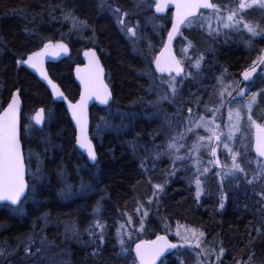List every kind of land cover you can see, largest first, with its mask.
Here are the masks:
<instances>
[{
  "label": "trees",
  "instance_id": "obj_1",
  "mask_svg": "<svg viewBox=\"0 0 264 264\" xmlns=\"http://www.w3.org/2000/svg\"><path fill=\"white\" fill-rule=\"evenodd\" d=\"M135 1L137 0H0V111L9 101L12 91L18 88L23 103L21 136L24 155L26 160H31L27 179L30 183L33 180L31 172L36 170L37 156L44 174V181L37 189L39 194L35 198L36 202H26L23 205V215L13 214L6 204L0 205V247L5 248L8 253L0 257V264H19L16 260L27 264H117L109 254L110 233L104 239L107 241L103 248L93 255L94 251L86 249L84 252L70 243L65 244L60 226L71 227L74 220L84 224L90 205L96 197L101 201L100 213L113 215L121 209L143 183L146 184L145 169L149 164L152 165L150 152L158 146L161 139V118L153 116L152 112L149 114L150 108L145 103V90L148 87L146 73H149L147 65L151 55L160 46L157 32L152 30L150 24L147 26L141 22L138 28L140 43L134 46L119 29L113 13L107 9L113 6L131 11ZM215 1L217 0H213V3ZM68 9L79 19L87 21L88 28L79 30L77 36L70 31L71 21L63 19V13ZM146 12L149 13V10ZM201 14H209V10H202ZM164 16L168 25L170 12ZM202 23L198 19L192 27L183 25L181 33L192 42V52L196 51L202 57L205 80L214 78L219 71L238 76L240 71L250 65L247 59L250 54L254 56L257 53L262 40L254 39L244 43L239 40V36H232L233 32H237L234 30L228 31L229 34L222 38L202 30ZM48 39H63L70 49L67 57L47 66L49 76L69 100H75L79 93L73 77V66L81 62V51L84 48L94 47L113 94L108 107L118 113L136 114L131 121L125 120L126 127L108 129L98 138L96 126L106 108L95 105L90 108L89 135L98 153L95 165H90L78 151L75 132L64 103L56 100L33 72L16 63L40 49ZM149 41L151 47L148 51L149 44L145 46L144 43ZM178 42L177 37L174 41L176 53ZM149 74L155 75L152 67ZM204 93L205 90L199 86L188 85L183 99L189 104L184 105L190 106L191 100L201 98ZM191 94L193 98L190 100ZM38 107H43L49 114L43 126L37 128L42 131L25 132V125L31 123L29 115ZM119 124L120 121L115 122V125ZM133 145L136 146V151H133ZM238 147V153L243 154L239 161L246 169L247 179H252L253 165L246 163V160L256 156L250 145L247 151L242 148L241 143ZM145 157L146 165L141 167L140 161ZM80 174L84 183L90 184L98 195L62 202L59 192L65 181L77 184ZM150 175L151 179L158 177L156 171ZM214 181L211 175L208 185L212 187ZM225 187L227 200L221 211L212 206L209 214L199 212L197 218L206 225L209 234L212 235L213 232L223 236L229 247H236L245 254L254 251L253 258L264 260V203L255 194L264 190V180L258 178L248 184L243 173L234 184ZM180 192L173 197V203H181L178 211L193 217L195 212L191 211L188 204L190 196L180 195ZM149 221L153 222L152 219ZM155 231L158 232L156 229ZM153 235L152 232L143 239ZM30 236L35 241L32 252L36 253L37 248L41 251L25 258L21 241H26ZM42 239L45 241L43 245L40 243ZM98 241L100 243L99 237ZM249 257L251 256H245L248 260ZM124 259L123 264L134 261L131 251H128Z\"/></svg>",
  "mask_w": 264,
  "mask_h": 264
},
{
  "label": "rangeland",
  "instance_id": "obj_2",
  "mask_svg": "<svg viewBox=\"0 0 264 264\" xmlns=\"http://www.w3.org/2000/svg\"><path fill=\"white\" fill-rule=\"evenodd\" d=\"M140 0L136 1V6H139L142 10H151V8L154 5L153 0ZM238 0H217L215 1V4L218 6H224L221 8L220 12H213L212 10L209 11V14H201L200 20L203 21L202 24H200V28L202 30H205L206 32L213 33L214 35L220 36L223 38V36L228 35V31L234 30L237 32H233L232 36H239V40L242 42L251 41L254 39L263 40L262 44L263 47L260 46V50L254 55L251 56V54L248 57V63L250 65L252 64L253 60H256L259 55L264 51V34H260L257 36H251V34L247 33L246 30L243 29V26L241 25L239 29L236 28H225L224 24L228 23L227 21V15H228V7L227 6H234ZM119 8L121 11L119 14H116L114 12V9ZM109 11L113 13V16L116 20V23L118 24L119 28L123 32V34L128 38V40L134 45L137 46L140 43V34L137 30L136 36L132 37L130 34H128L125 30L122 29L119 19L122 17L126 22L128 27H134L139 28L140 26V19L134 18V14L130 11H125L120 7H110L107 8ZM255 12V13H254ZM258 13V14H257ZM127 14V15H125ZM257 14V15H256ZM165 17V16H163ZM163 17L154 16L151 14L147 15L145 17L146 22L148 24H151L152 30L157 32L158 40L157 42L162 45L163 39L160 35L161 29L164 28V22ZM245 18L248 21L259 23L261 27H264V9H261L258 5L253 6V8L246 10L245 12ZM187 27H190L188 25H185ZM192 27V26H191ZM71 33L75 34L79 32V30L72 28L71 23ZM186 35H183L182 33L178 37V51L176 54H178V59L182 61V67H183V73L181 76H176L175 74H169L167 76H156L152 74H147L148 77V87L145 90L146 91V105L148 104L149 114L152 112L153 116H157L161 118V130L160 135L161 139L160 142L165 146L168 143V140L172 135H177L179 131L184 130L185 124H181V127L177 129L176 125L180 123L177 121L176 117L183 114V117L185 120L189 117L188 109H192L191 118L193 120V124L191 125L194 129L193 132L187 133L182 141L179 143L183 144L184 146L180 148L178 152L173 151V153L170 155L166 152V150H162L164 154L160 156L159 159H156L154 155L152 154L154 150L150 152V156L152 159V165L149 164V168L146 167L145 169V183H143L142 187L139 189V191L135 192V194L132 196V198L127 201L121 209L116 213L118 218L114 220L113 222L101 220L99 219V215H97L93 221V228L96 235L99 237L101 231L103 232L104 239L107 235L113 237V243L117 246L115 256L118 259V261L121 262L124 261L126 255L128 254V251H131V246L134 242L140 240L142 237L148 236L151 232L152 225L156 226V230L158 232H163L175 241V243L178 245L177 248L172 252V255L168 257L167 259H164L160 264H237L238 261H248V259L245 258V256H251L252 261L251 264H264V260H259L257 258H253L254 251H249L248 253H244L241 250H238L236 247H229L226 243V239L223 238L220 234H215L214 236L209 234V232L206 231V225L203 224V222L197 218L198 210L200 206L207 205L208 208L211 209L212 206L216 207L217 211H221L220 203H221V196H224V204L226 202V191L225 186H229L234 184L238 179L239 176H241L243 173H237V177L235 179L228 177L223 178L220 175H217L218 172L221 171L220 168H217V166L214 163H209L210 160H214V157L210 155L211 153V147H217V153L218 158L221 161V164H227L231 165V156L228 153V150L224 148V143H228L229 146L233 149V151L238 152L239 150V143H241L242 148L245 150L248 148V146H251V134L252 130L255 128L251 125V123L247 120L248 116V109L243 108L242 110V119L239 124V129L235 131V134L233 136L232 140H228V131L230 127L229 123V116L228 111L229 107H231L233 110L238 109L240 106L246 104L252 97V95L255 93L257 94L256 102L252 105V115L253 119L256 120L259 124H264V95H259V93L264 90V66H261V68L255 73V75L252 77L250 81L247 83H243L240 79V77L236 75H232L230 73H225L224 71H219L215 73V77L208 78V80H205V73L203 71L202 67V59L200 61V68L195 69L192 68L191 65L195 63L196 57H201L200 54L196 51L191 50L192 42L188 40V37L186 39ZM246 38V39H245ZM244 40V41H243ZM135 41V43H134ZM154 43V42H153ZM145 46L149 44V42L144 43ZM189 45H191L189 47ZM148 46V45H147ZM160 48V46H159ZM176 48V47H175ZM150 47L147 48L149 51ZM186 49V51H185ZM146 50V49H144ZM156 54V53H155ZM155 54L151 55V60L154 59ZM248 64L247 67L250 66ZM152 67V64H151ZM245 67L244 69H246ZM191 73V75H188ZM172 77H175L177 81H182L177 86V94L175 98H172V94L170 89H168V86L166 83L162 82V79L164 81L172 79ZM162 78V79H161ZM154 85H159V87H156ZM188 85L192 86H199L202 90H205L206 93L203 94L201 98H193V95L191 94L190 97V103L185 101L183 99V93L188 91ZM207 86V88H206ZM244 88L246 89L245 95L240 97L237 96L238 89ZM259 89V91H258ZM169 95V100H161V96L165 94ZM221 93H223L225 102L223 105L220 103ZM229 93H231L233 96H237V99L233 101L231 105L227 103V100L230 99ZM262 100V101H261ZM106 108L105 114L110 112L111 115H109L108 119L111 121L112 124L115 125V122L120 121V116L117 115L121 112H117V110L113 108ZM216 111V119L215 124L212 125V127H216V125H219L220 127L217 128L218 134L221 135V141L219 144H217L214 141H209L207 138L211 135L208 131H206L205 128H195V121L199 120L201 116H203L207 120L213 119V110ZM124 113V112H122ZM103 114V115H105ZM117 115V116H114ZM30 118V116H29ZM117 120V121H114ZM235 120V116H233V121ZM125 122V121H124ZM99 123V122H98ZM33 125L31 123H27L25 126ZM120 125V124H119ZM118 126V125H117ZM97 129V126H96ZM108 129H116V128H105L103 126L100 127V129L96 130L95 133L97 137L99 138L102 133H104ZM25 132H30L28 127H25ZM243 132H246L244 134ZM241 134V135H240ZM248 135V136H247ZM203 136L205 137V140L203 141V147H201L200 151L198 153H189V149L191 146L197 142V137ZM242 139H241V137ZM247 151V150H246ZM180 156L183 159L179 160L173 164V159L175 156ZM199 159V177L196 175L197 171V164L196 160ZM264 162V160L258 159L254 157L253 159H247L246 163H251L253 167V171H258L257 168V162ZM238 162L239 158H238ZM173 168H175V171L173 172ZM204 168H208L209 171L205 173L203 171ZM160 170L162 172H160ZM156 171L158 174V177L151 179V172ZM213 175V178L215 179L214 183L212 184V187L208 185V181ZM197 178L201 179V195L199 198L196 196V185L195 180ZM259 178V177H258ZM257 178V179H258ZM177 179L179 181H183L185 186L184 192H186V196H190V201L188 204L191 207V211H194L195 214L193 217L185 216L182 212L178 211L181 206V203H173L174 199L173 197L175 195V188L170 187L172 180ZM77 184H71L69 181H65V185H72L73 186V192L75 195L68 197L70 199L72 198H84L85 196H89L94 192V189H89L85 193H80V185L81 181L78 179ZM236 180V181H235ZM149 182V184H148ZM154 184H163L164 190L162 192L156 193L155 196H153V187ZM210 184V183H209ZM211 185V184H210ZM213 191V192H212ZM184 195V196H185ZM168 198V199H167ZM169 201V202H168ZM99 202H95L92 205L93 212L97 211ZM144 212H148L149 216L144 217ZM131 216L134 223L133 224H127L126 221L128 220V217ZM141 219L144 220V230H140V221ZM152 219L154 223H151L149 220ZM110 220V219H109ZM99 222L100 225H102V229L100 227H95L96 223ZM124 225L123 230V239L125 240V244L123 247L118 243V230L120 225ZM61 227V226H60ZM63 233L68 232L67 225H64ZM196 229L199 232H203L204 236L201 238V245L204 249H212L215 248V254L211 256H205L203 252H201V249L196 248L195 246V240H192L190 245H187L184 243L181 236H177V230L181 232L183 235L185 233L186 229ZM211 229V227H209ZM130 233V236H129ZM65 234V233H64ZM190 235V233H189ZM24 246L22 248V252L24 253ZM224 248L223 255H220L219 248ZM124 249H127V252L124 251ZM25 254V253H24ZM27 258L26 256H24ZM23 257V258H24ZM19 264L21 261L16 260ZM22 264H27L25 262H21ZM123 263V262H122ZM58 264H62L59 262ZM130 264H135V260L132 262L130 261Z\"/></svg>",
  "mask_w": 264,
  "mask_h": 264
},
{
  "label": "snow or ice",
  "instance_id": "obj_3",
  "mask_svg": "<svg viewBox=\"0 0 264 264\" xmlns=\"http://www.w3.org/2000/svg\"><path fill=\"white\" fill-rule=\"evenodd\" d=\"M258 5L261 9H264V0H238V2L234 6L228 7V15L227 21L228 23L224 24L225 28H236L239 29L240 26H243V29L247 31V33L251 34V36H257L260 34H264V27H261L259 23L248 21L245 18V12L248 9L253 8V6ZM166 3L162 2V0H155V11L157 13L163 12L165 10ZM176 12L172 17L171 21V30L167 33L168 43L165 44V51L168 50L169 44L172 42L174 36H176L181 29L182 25L193 26L197 20L200 18V9H209L213 12H220L221 8L224 6H218L215 3L210 2V0H177L176 2ZM120 9H114L116 14L120 13ZM127 15V14H125ZM63 19L69 20L72 23V28L76 30H83L88 28V24L86 20L79 19L71 9L65 10L63 13ZM119 23L123 30H125L132 37L136 36L137 28L128 27L127 22L121 17L119 19ZM94 31V29H93ZM91 39V38H89ZM135 43V41H134ZM191 45H189L190 47ZM149 47H151V42L149 41ZM68 45L63 42V39L53 43L51 39H48L46 42H43V47L39 51L31 52L26 60H17L16 63L27 64L31 68L36 69L41 72L43 79L47 81L48 85H50L52 94L56 97H63L64 93L60 91L59 86L51 79L49 76L43 71L40 67L43 58L45 55L59 56L61 53L68 52ZM186 51V49H185ZM84 56L89 58V63L85 65L83 69V75L81 74L82 70L77 67V75L80 78L82 89L80 93V98L75 103L69 101L68 109L72 114V118L75 121L76 131H75V145H78L80 149L86 150L87 159L91 161L93 164L98 162V153L93 145L92 139L89 138L88 134V111L87 106L88 102L91 99H95L99 102L100 105L108 106L112 99V92L109 90L108 85L104 83V69L99 63L98 58L96 57V53L93 49H87L84 52ZM202 57H196L195 63L191 65L192 68L199 69L200 61ZM155 64V69L160 73H169L170 75L175 72L176 76H180L183 73L182 61L177 60L174 56L162 63L161 56L158 55L154 60H149L147 65L149 69V73L151 72V64ZM260 66H264V54H261L257 57L256 60L252 61L251 67L246 69L243 73V80L248 81L254 73L257 72V68ZM146 73V74H149ZM188 75H191L189 73ZM162 79V78H161ZM166 83L168 89H170L172 98L174 99L177 94V86L182 83V81H177L175 77H172L170 80L164 81ZM159 87V85H154ZM246 89L240 88L238 89L237 96H244ZM230 99L227 100V103L231 105L233 101L237 99V96H233L231 93L228 94ZM260 95H264V92H261ZM257 94H253L251 99L244 105L240 106L238 109L233 110L229 107L228 116H229V131H228V140H232L235 134V131L239 129V124L242 119V110L243 108L248 109L247 120L251 123L252 126L256 129V137L254 149L256 154L264 158V124H259L256 120L253 119L252 115V105L256 102ZM170 97L165 92L164 95L161 96V100H169ZM225 102V98L223 93H221L220 103L223 105ZM21 111V92L19 89L13 91L10 94V99L7 102V107H4L2 111H0V202H7L6 207L10 209L13 214H24L23 205L31 200L33 203L36 202L35 198L39 194L37 192L38 187L44 181V174L41 168V162L39 160V156L36 159V170L31 172V176L33 177L32 182L30 183L27 179L29 175V165L31 160H26L23 148H22V139L21 136V126L19 124V114ZM216 111L213 110V119L207 120L203 116L199 118V120L195 121V128L203 127L211 133V135L207 138L209 141H214L217 144L221 141V135L218 134L217 128L212 127L215 124L216 119ZM189 117L185 120L183 114L181 113L176 117L178 123L176 125L177 129L181 127V124H185L184 130L179 131L177 135H172L168 140V143L165 146L163 144L156 146L155 151L152 153L156 159H159L164 152L162 150H166L168 154H172L173 151L178 152L181 147L184 145L179 143L182 141L187 133H191L194 131L193 120L191 118L192 109H188ZM48 112L44 108H40L35 111V114L31 117V120L35 122V125H41L48 118ZM111 115L110 112L106 113L104 116L99 118V123L97 125V129L99 130L101 126L105 128H117L126 127L124 121L127 119L131 121L134 119L135 113H119L120 115V125H114L108 119V116ZM233 116H235V120L233 121ZM28 127L32 132L42 131V129H37L32 127L31 125L25 126ZM205 137L198 136L197 142L194 143L189 149V153H198L203 147V141ZM224 148L228 150V153L231 156V165L221 164V161L216 158L214 160H210L209 163H214L217 168H220L221 171L217 173V175L222 176L223 178L231 177L235 179L237 177V173H244L245 179L248 184H251L258 177L261 180H264V162H257L258 171H254L252 174V179H247L246 169L242 166L241 162H238V158L242 160L243 154L233 151V149L229 146L228 143H224ZM47 151V149L45 150ZM133 151H136V146L133 145ZM145 151H148L145 149ZM217 147H211L210 155L212 157H216ZM183 158L180 156H175L173 159V164ZM147 161V157L140 161L141 167H145ZM197 171L196 175L199 177V159L196 160ZM175 171V168L172 170ZM203 171L207 173L209 171L208 168H204ZM39 181L40 183H36ZM201 179L197 178L195 180L196 185V196L197 198L201 195ZM153 187V196L158 192H162L164 190L163 184H154ZM91 188L90 184H85L83 181L80 185V193H85ZM261 203H264V190L255 193ZM64 198L71 197L75 195L73 192L72 185H65L59 192ZM224 196H221L220 207H224ZM144 217L149 216L148 212H144ZM127 224H133L134 221L131 216L128 217L126 221ZM145 222L143 219L140 221V230H144ZM95 227H100L102 229V225L99 222L96 223ZM123 230L124 225L119 226L118 230V243L123 247L125 244V240L123 239ZM190 233V235H189ZM177 236H181L184 243L190 245L192 240H195V246L198 249H201V252L204 253L205 256H211L215 254V248L212 249H204L201 245V238L204 236L203 232H199L196 229H186L185 233L182 235L179 230H177ZM88 235L92 238L96 237V233L93 231V228L90 227L88 229ZM130 236V233H129ZM100 243H103L104 236L101 231L99 235ZM41 245L45 243L42 239L40 241ZM24 246V253L26 257L32 256L34 254H38L41 249L37 248L36 253H33L31 248L34 246L35 241L33 237H28L26 241H21ZM178 245L176 243H172L168 240L165 235H156L154 240H139L135 244V264H157V261L164 255L166 250L175 249ZM127 252V249H124ZM224 248H219L220 255H223ZM8 255L5 248L0 247V257H4ZM95 255V253H93ZM251 257H249L248 261H238L237 264H251Z\"/></svg>",
  "mask_w": 264,
  "mask_h": 264
},
{
  "label": "bare ground",
  "instance_id": "obj_4",
  "mask_svg": "<svg viewBox=\"0 0 264 264\" xmlns=\"http://www.w3.org/2000/svg\"><path fill=\"white\" fill-rule=\"evenodd\" d=\"M131 13H133L135 16H134V18H138V19H140V23L141 22H143L144 24H146L147 26L149 25L148 23H145L146 22V19H145V17H147V15H149V14H151L152 13V15H154V16H159V17H163L164 15H157V14H155L153 11H152V8H151V10H149V13H147L146 12V10H142L139 6H136V1L134 2V4H133V9L130 11ZM163 22H164V28H162L161 29V32H160V35H162V39H163V41H164V38H165V35H166V33H167V31H168V29H169V25H170V20H169V23H168V25H166V21H165V18L163 17ZM171 19V18H170ZM118 25V24H117ZM151 25V24H150ZM149 25V26H150ZM119 27V26H118ZM183 27V26H182ZM182 27H181V29H182ZM120 29V28H119ZM181 29H180V32L178 33V35L176 36V38L177 37H179L180 36V34H181ZM121 30V29H120ZM122 32V31H121ZM123 33V32H122ZM127 38V37H126ZM128 39V38H127ZM263 41V40H262ZM262 41H261V47H263V44H262ZM163 44V43H162ZM162 47V45H160V48ZM87 48H94V47H86V48H84L82 51H81V62H79V63H77V64H75L74 66H73V70H74V67L75 66H77V65H79V64H81L82 63V53H83V51L85 50V49H87ZM159 48V49H160ZM95 49V48H94ZM96 50V49H95ZM260 50V49H259ZM159 51V50H158ZM157 51V52H158ZM97 52V51H96ZM258 52V51H257ZM264 52V51H263ZM98 54V53H97ZM99 56V55H98ZM27 57V56H26ZM25 57V58H26ZM100 58V57H99ZM61 59H63V58H61ZM61 59H59V60H57V61H60ZM22 60H25V59H22ZM101 60V59H100ZM57 61H52V62H48L47 64H46V69H47V66L50 64V63H54V62H57ZM19 65H23L24 66V64L23 63H20ZM47 72H48V70H47ZM49 74V73H48ZM155 74V73H154ZM156 75V74H155ZM157 76V75H156ZM73 77H74V75H73ZM51 78V77H50ZM16 89H18V88H16ZM22 100V99H21ZM57 100V99H56ZM66 109V108H65ZM36 109H34L33 111H32V113L35 111ZM32 113L29 115L30 116V122H31V116H32ZM31 124H32V122H31ZM33 125V124H32ZM34 126V125H33ZM159 145H161V142L159 141L158 142V146ZM83 155V154H82ZM33 154H32V158H33ZM84 156V155H83ZM85 157V156H84ZM86 159V158H85ZM87 160V159H86ZM88 161V160H87ZM89 163V162H88ZM90 164V163H89ZM96 164V163H95ZM95 164H90V165H95ZM78 179H80L79 181H83L84 179H83V177H82V175L80 174V175H78ZM84 182V181H83ZM71 184H73V183H71ZM170 187H174L175 188V195H177V194H179V191H181L180 192V195H185L186 194V192H184V187H186L185 186V184H184V182L183 181H179V180H177V179H174V180H172V183H171V185H170ZM91 189H94V188H92L91 187ZM94 195H98L97 193H96V191H95V189H94V192L91 194V195H89V196H85L84 198H86V197H91V196H94ZM60 197V199H61V201L62 202H65V201H70V200H79V199H83V198H72V199H70V198H64V197H62L61 195L59 196ZM32 202V201H31ZM95 202H99V206H98V209H97V211H94L93 212V208H92V205L95 203ZM209 206H207V205H203V206H200V207H198L197 206V208H199V210H198V213L199 212H206L207 214H209V211H210V209L208 208ZM100 209H101V201H100V199L98 198V197H96V198H94V201L92 202V204L90 205V209H89V211L87 212V219H86V221H85V223L84 224H79L77 221H75L74 220V222L71 224L72 226V228L70 227V226H67L68 227V232H64L63 234H64V237H65V241H64V243L66 244V243H70L71 245H73V246H76V247H78V248H80V249H82L84 252L86 251V249L87 250H91V251H94V253H97L98 252V250H100L101 248H103V245H104V243L107 241V240H105L103 243H99V241H98V236L96 235V237L95 238H92V237H90L89 235H88V229L90 228V227H92L93 228V221H94V219H95V217L97 216V215H99V219H101V220H106V221H110V222H113L114 220H116L117 218H118V216L116 215V213L119 211H116L113 215H105V214H103V213H100ZM110 219V220H109ZM63 227H64V225H62ZM61 226V227H62ZM62 230H63V228H62ZM93 231H94V228H93ZM214 234L215 233H213L212 232V235L214 236ZM108 241L110 242L109 244H110V249H109V254L112 256V260L113 261H115V262H117V264H123L122 262H121V259H120V262L118 261V259L116 258V256H115V252H116V249H117V246L113 243V237L112 236H110L109 238H108Z\"/></svg>",
  "mask_w": 264,
  "mask_h": 264
},
{
  "label": "water",
  "instance_id": "obj_5",
  "mask_svg": "<svg viewBox=\"0 0 264 264\" xmlns=\"http://www.w3.org/2000/svg\"><path fill=\"white\" fill-rule=\"evenodd\" d=\"M162 2H165V3H166L165 10H164L163 12L157 13V12L155 11V7H154V5H153V7H152V11H153L155 14H157V15H163V14H165L167 11H171V19H170V25H169V29H168V31H170V30H171V21H172V17H173V15H174L175 12H176V7H175V5H176L177 0H162ZM210 2H212V0H210ZM212 3H213V2H212ZM154 4H155V0H154ZM201 10H202V9H200L199 11H201ZM205 10H208V9H205ZM181 27H182V26H181ZM168 31H167V33H168ZM167 33H166V35H165V38H164V41H163L162 47L159 49V51H158V52L156 53V55H155V57L158 56V55L161 56L162 63L165 62V61H167V60H170V58L173 57V56H174L177 60H179L178 57L176 56L175 51H174V40H175V38H176V36H177L178 34H177L176 36H174L172 42H171V43L169 44V46H168V50L165 51V50H164V49H165V44L168 43V40H167ZM53 43H56V42H53ZM87 49H93V50L95 51V53H96V57L98 58L99 63L101 64V66H102L103 69H104V66H103V64H102V62H101V60H100V58H99V56H98L96 50H95L94 48H87ZM87 49H85V50L83 51V53H82V63L79 64V65H77V66H75V67H74V70H73L74 80H75V82H76V85H77L78 88H79V93H78V96H77V98H76L75 100H69L65 95H64L63 97H56V96H54V95L52 94V90H51L50 85H48L47 81L43 79V76L41 75V72H40V71H37V70L34 69V68H31V67H30L29 65H27V64H24L29 70H31V71H32V72H33V73H34V74H35V75H36V76H37V77H38V78H39V79H40V80L46 85V87L49 89V91L51 92L52 96H53L55 99H57L58 101L64 103L65 108H66V111H67V114H68V117H69V119H70V121H71V124H72V127H73V129H74V132L76 131V125H75V121H74L73 118H72V114H71L70 110L68 109V102L71 101V102L75 103V102H76L77 100H79V98H80V93H81L82 85H81L80 78H79V76L77 75V67H79V68L82 70L81 74L83 75V69L85 68V65H87V64L89 63V58L84 56V52H85ZM263 54H264V53H263ZM66 55H67V53H61L59 56L45 55L44 58H43V61H42L41 65H40V67H41V68L43 69V71L49 76V74H48V72H47V69H46V64H47L48 62L57 61V60H59V59H61V58H64ZM27 57H28V56H27ZM27 57L25 58V60L27 59ZM155 57H154V59H155ZM154 59H153V60H154ZM181 66H182V65H181ZM152 67H153L154 72H155L156 74H158V75H169V73H167V72H165V73L157 72L156 69H155V64H154V63H152ZM182 68H183V67H182ZM173 73L175 74V72H173ZM175 75H176V74H175ZM181 75H182V74H181ZM181 75H180V76H181ZM178 77H179V76H178ZM241 77H242V79H243L242 74H241ZM49 78H50V76H49ZM103 79H104V83L108 85V88H109V90L111 91V88H110V86H109V84H108V82H107V80H106V71H105V69H104V76H103ZM243 81H244V80H243ZM54 82H55V81H54ZM55 83H56V82H55ZM56 84H57V83H56ZM57 85H58V84H57ZM58 86H59V85H58ZM59 89H60V91H62L61 88H60V86H59ZM16 90H17V89H14L13 91H16ZM13 91H12V92H13ZM111 92H112V91H111ZM111 101H112V99H111ZM111 101H110V102H111ZM94 105H95V106H98V107H104V106H105V105H100L99 102L96 101L95 99H91V100H89V102H88V106H87V111H88V134H89V114H90V108H91L92 106H94ZM5 107H7V104L5 105ZM22 108H23V103H22V100H21V111H20V114H19V124H20V126H21V130H22V125H21V113H22ZM40 108H43V107H38L36 110H38V109H40ZM2 110H3V109H2ZM2 110H1V111H2ZM36 110H35V111H36ZM35 111L32 113V116L35 114ZM32 116H31V117H32ZM31 122H32V124H33L36 128H41V127L43 126V124H44V123H42L41 125H35V122H34L33 120H31ZM20 134H21V132H20ZM255 137H256V129L254 128L253 131H252L251 149H252V152H253L258 158L264 160V158L259 157V156L256 154V152H255V149H254ZM89 138H90V136H89ZM74 139H75V137H74ZM76 147H77L78 151H79L80 153H82V154L85 156V158L87 159V153H86V150H84V149H80L78 145H76ZM22 148H23V143H22ZM23 153H24V150H23ZM216 158H218V153L216 154V157H214V159H216ZM218 159H219V158H218ZM87 160H88V159H87ZM88 162H89L90 164H93V163H92L91 161H89V160H88ZM0 204H7V202H0ZM157 235H165V236L168 238V240H169L170 242L174 243L171 239H169V237H168L166 234H157ZM155 237H156V236H154L152 239H147V240H154ZM136 243H137V242H136ZM136 243H134V244L132 245V248H131V251H132V254H133V257H134V258H135V244H136ZM172 251H173V249H168V250H166V252L164 253V255H163L162 257H160V259L157 261V264H159V262H160L164 257L170 255V254L172 253Z\"/></svg>",
  "mask_w": 264,
  "mask_h": 264
},
{
  "label": "flooded vegetation",
  "instance_id": "obj_6",
  "mask_svg": "<svg viewBox=\"0 0 264 264\" xmlns=\"http://www.w3.org/2000/svg\"><path fill=\"white\" fill-rule=\"evenodd\" d=\"M57 41H60V40H52V42H57ZM69 53H70V49H69ZM261 54H263V52L261 53ZM251 67V65L249 66V67H247L246 69H249ZM261 68V66L260 67H258L257 68V71L259 70ZM246 69H243L242 71H240L239 72V74H238V77H240V79H241V74L246 70ZM255 75V73L253 74V76ZM252 76V77H253ZM252 77L248 80V81H250L251 79H252ZM241 81L243 82V83H247L248 81H243L242 79H241ZM151 222V221H150ZM151 223H153V222H151ZM152 229L153 230H151V231H153V233H154V235L151 237V238H153L154 236H156L157 234H160V233H162V232H154V230L156 229V226L155 225H152ZM152 233V232H151ZM150 233V234H151ZM146 237V236H145ZM141 239H143V237L141 238ZM144 239H150V238H144Z\"/></svg>",
  "mask_w": 264,
  "mask_h": 264
}]
</instances>
